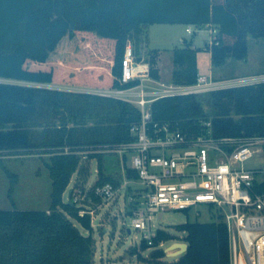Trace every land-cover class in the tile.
<instances>
[{
    "label": "trees",
    "instance_id": "trees-1",
    "mask_svg": "<svg viewBox=\"0 0 264 264\" xmlns=\"http://www.w3.org/2000/svg\"><path fill=\"white\" fill-rule=\"evenodd\" d=\"M153 24L215 26L210 51L213 66L220 67L248 58L249 37L264 38V0H0V78L103 90L137 86L138 80L121 82L126 45L131 40L141 60L145 31ZM184 43L172 51V81L191 85L199 77L198 49ZM148 54L150 74L161 80L160 51ZM151 110L153 124L178 126L187 137L208 134L209 121L214 138L264 137V82L159 98ZM140 120L139 107L123 99L0 82V151L113 146L133 141L131 127ZM90 158H98L96 185L118 187L104 174L103 156ZM81 161L73 153L51 157L49 210L0 209V264H93L91 216L64 201ZM127 177L138 180L130 168ZM259 180L264 190V174ZM212 214L211 222L177 226L189 245L178 264H231L228 225L220 212ZM169 239L159 229L153 245L143 240L141 250ZM149 256L159 263L166 252L155 249Z\"/></svg>",
    "mask_w": 264,
    "mask_h": 264
},
{
    "label": "built area",
    "instance_id": "built-area-1",
    "mask_svg": "<svg viewBox=\"0 0 264 264\" xmlns=\"http://www.w3.org/2000/svg\"><path fill=\"white\" fill-rule=\"evenodd\" d=\"M187 32L194 33L192 26ZM217 33V29L211 30L210 46ZM262 77L236 83L233 79L218 81L199 75L191 85L166 83L151 76L149 64L138 60L134 44L129 40L122 61L121 82L129 84L138 80L140 83L121 90L91 89L89 93L135 103L141 111L140 122L131 127L135 139L72 153L79 154L82 161L102 152L120 155L122 163L125 159L128 161L141 185L138 194L126 193L131 206V228L142 231L143 240L150 246L158 234L153 225L156 213L183 211L187 214L203 206L224 216L229 230L231 264H264V190L257 184L264 170L245 167L247 161L264 154V137L214 138L210 121L205 122L208 134L187 137L178 126L153 124L151 110V103L159 98L255 84L264 82ZM65 149L67 153L71 150ZM124 170L125 179L128 178L125 166ZM124 185L130 187L127 180ZM92 192L107 206L121 192V187L107 182L93 186ZM80 194L71 195L70 200L80 208V216L90 214L94 225L95 212L85 208V197Z\"/></svg>",
    "mask_w": 264,
    "mask_h": 264
},
{
    "label": "rangeland",
    "instance_id": "rangeland-1",
    "mask_svg": "<svg viewBox=\"0 0 264 264\" xmlns=\"http://www.w3.org/2000/svg\"><path fill=\"white\" fill-rule=\"evenodd\" d=\"M186 26L185 24H153L148 27V31H145L148 36L142 48L147 47L148 52L155 49L160 51L159 61L162 62L160 74L163 82L173 83L174 64L170 61L172 51L185 45L184 42H181L184 38L187 41L192 39L194 41L193 47L198 49L199 75L208 76L211 71V59L206 49L212 41V34L207 28L199 29L195 26H192L194 33L189 34L186 31ZM214 72L216 75L214 79L218 81L233 79L236 83H243L251 77L261 79L260 77L264 75V38L249 37L248 58L244 60L229 59L225 65L214 67ZM0 82L70 93H89V90L84 88L66 85L38 84L5 78H0ZM72 152L74 151L70 150L67 153L66 149L0 151V209L49 210L51 207L52 178L48 164L52 156L59 153L72 154ZM97 154L103 156L104 174L107 177L115 178L118 187H121L118 196L111 201L110 205L106 206L102 199L93 195V186L96 185L100 175L98 158L90 157L87 161H81L82 167L73 175L64 194V201L67 202L71 195L81 192V197H85L83 200L85 208L95 212L92 216L95 217V221L93 220V237L95 239L93 264H178L179 256L172 254L175 251L169 249L176 242L186 243L183 240V232H180L177 226L186 223L188 220L199 223L211 222L215 220L212 212L207 207L200 206L194 208V211L189 214L183 211L156 213L153 221L155 229L166 230L170 234V239L162 243L159 248L150 247L141 250L143 233L131 228V206L129 198L126 196V193L130 196L135 193L138 194L141 185L136 179H124L126 174L124 166L126 170L129 168L126 159L122 163L121 156L115 153L102 152ZM245 167L264 170V154H258L247 161ZM126 180L130 187L124 185ZM70 190L72 191L71 195L69 194ZM130 228L132 233L129 232ZM81 232L88 235V232L83 229ZM160 248L165 250L166 256L159 263H153L150 261L149 255L155 249ZM137 251L141 252L147 261L141 260Z\"/></svg>",
    "mask_w": 264,
    "mask_h": 264
},
{
    "label": "crops",
    "instance_id": "crops-1",
    "mask_svg": "<svg viewBox=\"0 0 264 264\" xmlns=\"http://www.w3.org/2000/svg\"><path fill=\"white\" fill-rule=\"evenodd\" d=\"M189 26H186V31H187V28H188ZM207 29H209V31H210V33H211V30L212 29H216V27L215 26H209V27H207ZM146 31H148V28H147V30ZM148 34V33H147ZM148 36V35H147ZM185 40H187V39H182L181 40V42H185ZM189 42H192V45L194 44V41L191 39V41H189ZM145 45V44H144ZM145 47V46H144ZM142 48V50H141V61H143V62H145V63H147L148 64V62H147V58H148V51L149 50H147V47H145V48ZM206 51H207V53L210 55V69H211V71H210V73H209V75L208 76H210V77H212V78H215L216 77V75H215V72H214V66H213V64H212V58H211V51H210V45L209 46H207V49H206ZM160 58V57H159ZM171 62H173V58H172V56H171V60H170ZM160 66H162V62L161 61H159V69H160ZM198 69H199V60H198ZM264 74V73H263ZM222 76V75H221ZM258 76H260V75H258ZM264 76V75H263ZM262 77V76H261ZM251 78H253V77H251ZM250 79V78H249ZM222 80H225V79H222ZM232 80V79H231ZM251 83H253V82H251ZM248 84H250V82L248 83ZM72 87V86H71ZM84 89H86V88H84ZM92 88H88V89H86V90H91Z\"/></svg>",
    "mask_w": 264,
    "mask_h": 264
},
{
    "label": "water",
    "instance_id": "water-1",
    "mask_svg": "<svg viewBox=\"0 0 264 264\" xmlns=\"http://www.w3.org/2000/svg\"><path fill=\"white\" fill-rule=\"evenodd\" d=\"M71 193L72 191L70 190L69 194L71 195ZM69 202L72 201L69 199ZM188 247H189L188 243L176 242L173 245H171L169 249L175 251L174 253H172L175 256H181L187 252Z\"/></svg>",
    "mask_w": 264,
    "mask_h": 264
}]
</instances>
